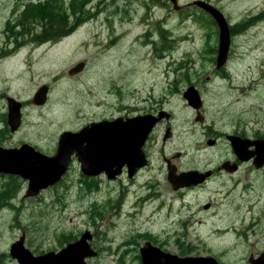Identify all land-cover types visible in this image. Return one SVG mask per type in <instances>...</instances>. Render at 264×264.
Returning a JSON list of instances; mask_svg holds the SVG:
<instances>
[{"label": "rangeland", "instance_id": "1", "mask_svg": "<svg viewBox=\"0 0 264 264\" xmlns=\"http://www.w3.org/2000/svg\"><path fill=\"white\" fill-rule=\"evenodd\" d=\"M30 1L0 0V20L1 16L4 20L0 21V25L3 22L0 56L9 17L15 13L14 20L21 18ZM162 1L92 0L89 9L96 12L94 18L58 41H27L30 44L25 49L21 43L30 37L20 33L16 44L19 51L0 63V93H9L30 105L25 108L27 115L20 130L7 141H29L48 153L62 130L73 129L89 117L109 118L123 115L122 108L135 111L151 108L153 104L175 110L179 139L167 149L172 153L183 150L176 144L183 145L181 134L192 128L185 123V116L181 118L184 108H192L184 97L190 87L189 80L202 87L206 108H230L229 113L213 112L219 129L230 130L241 124L254 134L258 127L254 120L264 121L261 112L255 113L257 108H264V0H214L221 5L230 25L240 23L242 32L231 40L228 77L211 81H208V69L216 65L208 57V21L195 18L193 10L197 13L201 10L193 6L181 11L194 0H178L179 9L171 0ZM203 15L207 17L205 12ZM163 18L177 40L174 39L170 52L165 51V57L151 43L161 41L158 26ZM149 31L154 32L150 39L146 37ZM218 35L219 31L213 34L212 41ZM79 61L86 62L85 75L75 80L68 70ZM42 84L52 87L48 102L39 107L40 111L32 100ZM90 107L96 109L90 111ZM186 145L189 146L188 142ZM220 147L216 150L218 156L224 152L223 146ZM193 153L188 150V155ZM158 165L155 158L154 165L136 180L123 176L119 181L112 180L111 185L102 183L99 193L85 201L77 196L79 175L75 172L69 180L72 190L65 192L60 188L58 192H44L40 197L43 190L35 197L25 196L26 184L16 176L19 189L12 197L5 198L11 205L0 209L1 264H18L10 255V247L23 232L27 248L38 255L60 250L66 245L63 234L78 238L86 228L96 231V245L100 249V254L88 264H142L137 256H141L140 248L146 242L170 253L179 254V251L183 257L194 251V255L211 254L226 264L264 262V258L249 256L258 239L264 237L263 217L257 215L258 222L249 234L252 220L242 224L236 218L245 208L241 203L231 205L241 201L242 194L245 196L243 183L236 185L231 180L224 185L222 178L217 177L208 188L179 198L171 196L172 202L168 196L167 202L164 185H158L162 178ZM1 183L2 179L0 189L4 186ZM154 189L152 198L145 199ZM3 198L4 192L0 191V200ZM93 199L104 210L103 218H96L93 209H89V201ZM115 202L116 207H112ZM206 202L213 205L208 211L203 208ZM223 204L231 207L220 210ZM183 220L188 225H183ZM139 232L147 233L136 235ZM127 241L130 243L122 246ZM127 248L132 252L123 258L121 254Z\"/></svg>", "mask_w": 264, "mask_h": 264}, {"label": "flooded vegetation", "instance_id": "2", "mask_svg": "<svg viewBox=\"0 0 264 264\" xmlns=\"http://www.w3.org/2000/svg\"><path fill=\"white\" fill-rule=\"evenodd\" d=\"M208 3L216 6L224 13L219 3L215 2L214 0H208ZM14 15L15 13L13 14V16ZM13 16L9 17V22L11 23H8V28L4 31V34L2 35L1 45L3 48V52L0 56V63L11 59L18 52L16 48L19 47V45L16 44H18V39L20 37V27L19 25L14 23ZM0 21H4L2 19V16ZM238 24L239 23H236L230 28V33L232 38L238 36L239 32H242V29L240 28V24L239 25ZM2 26H3V22L0 25V29L2 28ZM208 27H209L208 57H210V59H213V62H215L216 65L218 47H219V35L218 37L215 36L213 41H212V36L213 34L216 35L217 32L219 31V25L216 19L209 12H208ZM153 33L154 32L152 31L147 32L146 37H149V34L151 35ZM146 41H147L146 44L147 46L149 45L148 39ZM213 42L215 44H212ZM151 43L156 51V48H159L161 46L162 41L160 42L151 41ZM232 51H233V43H231L228 61L231 58ZM227 62L222 68H218L216 66L210 70L208 69V81L214 80L215 78L226 79L229 75V72L227 70ZM214 68L216 69L215 72L213 73ZM84 75L85 73L83 70L78 74L70 75V77L74 78L75 80H78L83 78ZM189 83L190 86H195L200 91L202 95V105L200 108H194L193 106H191L192 108H184L183 111L181 112V118L185 116L184 117L185 123L186 124L189 123L190 126L192 127L191 131H184L181 134V138L183 139V141L180 142L181 143L183 142V145L179 144L178 142L176 144V147L178 149H183V150H177L172 153L167 149V146L170 143H174L175 141H177V139H179L178 138L179 134L178 131L176 130V123H174L175 118H177L175 110L173 108H162L161 106H157L153 104H152L153 107L151 108H136L135 111H132L133 108H122L125 110V113L123 115L111 116L109 118L89 117L85 119L83 122H80L76 127H73V129H64V130L78 131L81 130L86 125H89L93 122H100L103 120H113L118 117L133 118L138 116L150 115L151 116L150 118L151 119L154 118L156 120V123L153 129L151 130L150 135L146 139L145 143L142 145V151L145 155L147 163L144 166L138 168L136 174L133 177L129 176L128 170L126 168L128 167L129 164L128 165L125 164L123 173L114 180L119 181L120 179H122L123 176H128L130 180H136L137 178L141 177V175H143L145 171H147L149 168H151L154 165L155 158H157V160L159 161V165H158L159 171L162 173V178L158 180V185L160 184L164 185L167 202H168V196L170 198V201L172 202L173 200L171 199V196L177 195V197L179 198L181 195H185L188 192L208 188V185L211 184L213 181H215L217 177L222 178L224 185H228L229 181L231 180L234 181L236 185L243 183L245 196L244 194H242V200L239 202H235L234 204L231 205L237 206L238 204L241 203L242 207L245 208L239 215H237L238 217L236 218L241 220L242 224L244 223L243 221H250V219L252 220L249 227V234H250L254 231L255 229L254 225H256V223L258 222V218L255 219L257 215L263 217L264 219V163L262 165H258L255 162V160L258 161L264 160V153L260 152L261 150L260 144L264 142V121L254 120L255 122L258 123V127L256 128L255 133L257 131L260 132L256 134L255 133L250 134L241 124L231 128L230 130L219 129L216 125L217 116H215L214 113L216 112L229 113L230 108H206V99L200 84L198 82H194V81L192 82V80H189ZM49 87H50L49 89H51L52 86L49 84ZM10 97L14 98L15 96H12L9 93H5V92L0 93V106H1L0 121L3 124V126L0 127V146L6 149H10V148H20L24 144H29L30 146L34 147L36 150L40 151L41 153L47 156H53L58 149L60 134L57 137L56 143L52 146L50 152L48 153L43 152L37 146L38 144H33L29 141L24 140L22 142H16V143H10L7 141L10 136L12 137L13 133L20 130V127L24 123L25 115H27L25 114V108L30 105L27 102L22 101L19 98L15 97L17 100H19L22 103L21 106L22 121L19 128L13 131L9 123ZM33 102L34 101H32V104L35 107V109H39L41 111V108L39 107L46 105L48 99L44 105H40ZM94 109H96V107L89 108L90 111H94ZM128 109H130L131 111L129 110L126 113ZM257 112H261L262 115L264 116V108H257L255 113ZM160 113H163V117L159 119L158 117ZM239 113L240 111L237 113V116L239 115ZM197 132H200V135H198ZM192 139H196V140L193 141ZM232 140H236L240 142V150H241L240 157L242 159L238 156V154L234 150L232 145ZM186 142H188L189 146L186 145ZM82 145L84 146V143ZM220 146H223L224 148V152L221 153L222 156H218V153H216V150L222 149V147ZM81 148L82 150L84 149V147ZM189 149L194 151L195 153H193L192 155H188ZM234 165H237V169L230 171L229 168ZM82 167H83V163L80 160L79 156L76 153H73L71 155V161L68 164L65 173L62 175V179L56 185L44 189L42 193L40 192L41 194L39 193L40 195L38 194L39 195L38 197L43 195L44 192H50V191L58 192L60 191V188L63 189L65 192H68L69 189L72 190V184L69 183V180H70V175L73 172L79 175L76 181L77 193H78L77 196L79 199L83 201H85L86 198H90L92 195L98 194L102 183H108L109 185H111L112 180L108 178L107 171L105 169H101L97 174H85L82 171ZM92 169L95 170V168L93 167ZM192 171L204 173L205 177H203L201 180L196 181V183H190V184H185L181 187H176L177 178L175 175H181L183 173H188ZM16 176L22 178L18 174L0 172V179H2L1 186L4 185L0 189V191H2L4 187L9 188L13 192L19 189V183L16 181L17 180ZM21 182L26 184L25 187H27V190L25 196H27L26 194L30 187L29 186L30 182L29 180L24 178L21 179ZM155 190L156 189H154V191L151 194H147L145 196V199L150 200L154 195ZM158 193L160 192L158 191ZM27 197H35V196H27ZM10 205L11 204L6 200L5 203L1 205L2 206L1 208ZM112 207H116V202L112 205ZM212 207L213 205L211 202H206L203 204V208L207 211ZM230 207H231L230 204H223L220 206V210ZM89 209H93V214H95L96 218H103L105 215L101 205L95 202V199L89 201ZM181 223L183 225H188L187 220H183ZM84 230H90L93 232L94 238L91 241L92 247L98 250L96 245V236H97L96 231L92 228H86ZM82 233L83 232H81V234ZM146 233L147 232L144 233L139 232L136 235L141 236ZM256 245L254 246V248L252 249L249 255L255 257L264 256V237H260ZM178 253H179L178 255H181L179 251Z\"/></svg>", "mask_w": 264, "mask_h": 264}, {"label": "water", "instance_id": "3", "mask_svg": "<svg viewBox=\"0 0 264 264\" xmlns=\"http://www.w3.org/2000/svg\"><path fill=\"white\" fill-rule=\"evenodd\" d=\"M171 1L176 9L181 8V6H177L178 0ZM192 4L210 12L219 25L217 67H221L226 63L230 50L229 23L224 13L206 0H194ZM84 66L85 62L80 61L70 68L69 73H78L83 70ZM48 91L47 84L41 86L35 94L34 102L40 105L44 104L48 97ZM184 97L194 108L201 107L202 98L195 86H190L184 93ZM9 105V123L12 130L15 131L22 121V103L10 97ZM150 117V115L133 118L118 117L113 120L93 122L78 131H63L59 137L57 152L53 156H47L29 144L10 149L0 146V172L18 174L29 180L30 187L27 196H36L42 189L56 184L65 173L73 153H76L82 161V171L85 174H97L101 169H105L108 177L115 179L122 172V167L129 164V176L133 177L138 168L147 163L142 145L156 123V120ZM161 117H163V113H160L158 118ZM232 145L236 153L240 155V142L232 140ZM81 147L84 149L82 150ZM260 147V152L264 153V142L260 144ZM256 163L262 165L264 160H256ZM236 169L237 165L229 168L230 171ZM175 176L177 178L176 187H181L185 184L196 183L205 177V174L192 171ZM92 239V232L86 230L77 240L69 242L58 251L51 250L35 255L27 248L26 235L23 233L16 242L12 243L10 255L16 259L18 264H87V258L98 254L91 246ZM140 251L143 264H220L214 257H180L164 252L151 242H146Z\"/></svg>", "mask_w": 264, "mask_h": 264}, {"label": "trees", "instance_id": "4", "mask_svg": "<svg viewBox=\"0 0 264 264\" xmlns=\"http://www.w3.org/2000/svg\"><path fill=\"white\" fill-rule=\"evenodd\" d=\"M150 1L157 3L161 1L163 3L162 0ZM42 2L43 3H37V0H31L22 11L21 18L18 17L14 20V23L20 27V33H25L30 37L22 41V48L29 46L30 42L27 41L30 40L41 41V43L46 41H58L72 34L81 25L96 16V12H92L89 9L92 0H43ZM190 6H193L197 10H201L200 13L193 10L194 14L192 15L195 16V18L202 19L205 22L208 21V12L195 5H185L181 11ZM203 12L207 14V17L203 15ZM181 14L184 15L182 12ZM186 15H189L188 12ZM158 31L161 36L160 39L162 44L159 48H156V51L161 57H165V51L170 52L173 49L176 39H173L171 31L166 27V18L160 20ZM148 39H150V34ZM16 49L19 51L18 47ZM1 192H4V198L0 200V204L3 205L6 201L5 198L12 196L14 192L7 187H4ZM1 205L0 208L2 207ZM63 238L62 241L65 243L75 239V237H71L70 233L67 235L63 234ZM129 243L130 241H127L122 244V246L128 245ZM129 252L132 251H130V248H127L121 256L124 258L125 254ZM186 252L188 253V251ZM193 252L189 254H193ZM139 257L140 255L137 256V258Z\"/></svg>", "mask_w": 264, "mask_h": 264}]
</instances>
